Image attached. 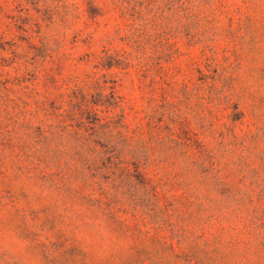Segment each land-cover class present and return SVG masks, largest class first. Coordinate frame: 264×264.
<instances>
[{
  "label": "rangeland",
  "instance_id": "obj_1",
  "mask_svg": "<svg viewBox=\"0 0 264 264\" xmlns=\"http://www.w3.org/2000/svg\"><path fill=\"white\" fill-rule=\"evenodd\" d=\"M0 264H264V0H0Z\"/></svg>",
  "mask_w": 264,
  "mask_h": 264
},
{
  "label": "trees",
  "instance_id": "obj_2",
  "mask_svg": "<svg viewBox=\"0 0 264 264\" xmlns=\"http://www.w3.org/2000/svg\"><path fill=\"white\" fill-rule=\"evenodd\" d=\"M114 63L112 62V59L107 54V52L101 56L99 65H101L103 68H108L112 66ZM99 67V66H98ZM17 81H21L19 77L15 78ZM103 96L101 93H96L92 95V99H88L87 95L80 92L79 90H74L72 92V95L70 96L69 104L71 107H73L72 110L81 112V116L79 118V125L77 129L81 128L83 126V122L87 123V127L82 135L84 137L83 144L90 145V151L94 153L95 157L98 158V160L101 161V167H95L96 174H99L101 171L105 172L104 168H107V163L111 164L114 163L115 160L119 159L120 156L117 152L114 151L112 148L114 145L112 144L111 140L107 137L105 134L103 128L104 124L102 123V120L97 116L96 111H94L93 107L100 104V102H103L102 100ZM105 102V101H104ZM109 103V102H105ZM90 104V105H85ZM111 104V103H109ZM85 105V109H84ZM51 110H59L58 106H55V104H50ZM49 106L45 107L48 108ZM40 131L41 136V129L38 127ZM96 149H101V151H98ZM138 159H144L146 160V157L143 156H137Z\"/></svg>",
  "mask_w": 264,
  "mask_h": 264
}]
</instances>
